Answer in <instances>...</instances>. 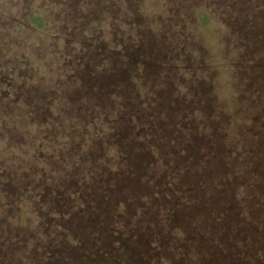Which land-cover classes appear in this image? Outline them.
I'll return each instance as SVG.
<instances>
[{"label": "rangeland", "instance_id": "rangeland-1", "mask_svg": "<svg viewBox=\"0 0 264 264\" xmlns=\"http://www.w3.org/2000/svg\"><path fill=\"white\" fill-rule=\"evenodd\" d=\"M238 249L264 264V0H0V264Z\"/></svg>", "mask_w": 264, "mask_h": 264}, {"label": "trees", "instance_id": "trees-1", "mask_svg": "<svg viewBox=\"0 0 264 264\" xmlns=\"http://www.w3.org/2000/svg\"><path fill=\"white\" fill-rule=\"evenodd\" d=\"M38 23H39V25H43V23H42V21H38ZM132 119V118H131ZM130 119V120H131ZM129 120V119H128ZM246 178H247V176H246ZM218 220H219V218H218ZM221 231L219 230V235H216V239H217V245L219 246V248L220 249H222L224 252H225V250H227L228 252H227V254L229 253V252H231L232 251V248L233 247H235V244L233 243V241H232V237H230V239L228 238L229 236H228V233L227 234H224V237H223V233H220ZM223 232V231H222ZM228 238V239H227ZM235 238V237H234ZM221 240V241H220ZM226 241H227V244H230V247H231V249H230V247L229 246H227V244H226ZM225 245V246H224ZM232 245V246H231ZM226 247V248H225ZM231 254V253H230ZM241 255H243L242 253H241V251L238 249V251H237V253H232V256H233V264H242V258H240V256Z\"/></svg>", "mask_w": 264, "mask_h": 264}]
</instances>
